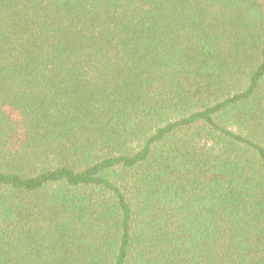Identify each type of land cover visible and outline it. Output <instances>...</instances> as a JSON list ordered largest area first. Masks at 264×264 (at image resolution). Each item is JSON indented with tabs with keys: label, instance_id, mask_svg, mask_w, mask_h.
<instances>
[{
	"label": "trees",
	"instance_id": "1",
	"mask_svg": "<svg viewBox=\"0 0 264 264\" xmlns=\"http://www.w3.org/2000/svg\"><path fill=\"white\" fill-rule=\"evenodd\" d=\"M0 264H264V0H0Z\"/></svg>",
	"mask_w": 264,
	"mask_h": 264
}]
</instances>
